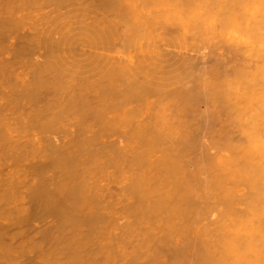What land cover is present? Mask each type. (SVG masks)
<instances>
[{
	"label": "rangeland",
	"instance_id": "1",
	"mask_svg": "<svg viewBox=\"0 0 264 264\" xmlns=\"http://www.w3.org/2000/svg\"><path fill=\"white\" fill-rule=\"evenodd\" d=\"M46 1L48 3L40 8H24L19 12L26 16L24 17L25 25L18 28V33L24 38L34 39L39 47L37 53H41L36 54V56L30 54L20 55L12 65L0 64V196L6 198L0 200V264H142L141 262L151 257L152 259L149 260L152 264L159 257L161 259L163 257V261L166 259L169 262L168 264H174L175 260V262H171L172 259H175L173 258L175 255L172 256L176 252L174 250L179 245H182L183 249L184 247L187 248L185 250L192 249H188L189 245L191 247L188 241L193 239L198 240L195 242H198L200 249L203 248L200 253L201 251L205 253L206 248L204 246L206 245L202 240L205 239L209 242V248L214 251L222 250L223 253H226V250H223V245L230 246L229 244H232L252 259V251L248 249L247 242L250 238L247 233L255 230L258 222L256 223L251 218L252 215L251 217L246 215L249 214L247 211H250V207L245 208L249 206V201L246 200V203L244 202L245 199H240V201L239 198H241L240 195H243L244 198L246 196L248 199L251 198V201L259 199L256 196L257 186H260L259 184L264 185L263 176H261L263 178H255V175H257L255 173L258 172L260 167L264 168V112L262 116H259V113L264 111V0H233L234 3L231 0ZM108 1L111 2L108 6L104 5V7L102 4ZM132 7L134 8L133 12L131 11ZM118 17L124 18L120 20ZM124 20H127V22ZM88 23L106 30L107 35L104 37L111 45L109 43L108 46L105 45L107 41L101 42L105 44L100 45L99 39V42H94L95 47L99 43V46H105L103 48L106 51L98 49L99 46L95 48L88 45L89 48H85L81 45L84 47L83 49L87 50L82 52V48L78 49L79 44H73L76 40L77 42L82 40V37L80 36V38L77 35L80 31H75V29L79 28L80 30L78 26L87 25ZM72 33L78 37L72 36ZM12 35H16V33ZM66 35L68 38H66ZM70 35L72 38H77L75 41H71L70 38L71 45L67 41ZM88 40L85 39L84 41L89 44L90 41ZM86 42L83 44L87 45ZM11 45L10 38L9 40L0 41V59L4 57L7 61L11 57L13 52L10 48ZM78 50L82 52H80L82 55L87 53V61H84L86 60L85 56H82L85 59L82 62L80 61L89 64L88 66L85 63L90 68L87 67V70L89 69L92 72L98 70L96 67V69L94 68L92 63L99 64L102 70L104 68V71L108 68H105L104 64L109 67L112 65L113 71L111 74L114 80L119 79L118 83H123L125 86L126 82L134 83L138 80L140 94H135L129 86H123V92L121 91L120 95L115 94L116 97H111L114 93L103 94L101 86L98 89L99 84H96L94 89L89 90L84 88L87 84L81 90L84 80L83 74L86 73L83 71L85 68L83 66L86 65H83L81 69L78 68L79 65L73 69L74 63L76 64L81 59ZM99 50L105 51L108 54L107 57ZM96 55L100 58L99 60ZM104 55L106 61L103 60ZM55 56L57 57V59H54L57 61L55 65L59 63L60 65L45 67V60L50 58L52 60ZM70 56L77 62L72 61L73 59ZM76 56H79L80 59H76ZM59 57H62V59ZM63 57L64 59L69 57V60L70 58L72 60L68 64V60H63ZM90 58L93 60H90ZM108 59H110L109 64L106 63ZM55 61L52 60V63H55ZM59 61H66L67 64L62 66L63 62ZM98 61L103 62L101 64ZM70 62L71 67H69L73 69L72 72L78 69V71L82 70L84 73L82 72L83 74H80V76L79 72L72 74L68 72L70 76H63L62 73L64 72L68 74L65 70L69 69L66 66L70 65ZM99 65L97 66L100 67ZM61 67L64 69L62 68V70ZM52 68L57 73L60 70L63 72L57 74ZM129 68H132L133 71ZM86 69L85 71H87ZM123 69H127V71L122 72ZM96 73H101V71ZM96 73L94 78L97 77L98 79H95L97 81L101 75L97 76ZM89 74L94 75L93 73ZM127 74L135 76L136 79L132 80L131 76ZM84 75L86 76V74ZM86 77L89 78V76ZM90 78L87 82L89 80L93 81ZM121 78L127 81L123 82ZM62 80L69 83L65 85ZM93 82L91 83L94 87L95 82ZM107 82L103 81V84H108ZM56 83L59 85L61 83V85H56ZM74 83H78L77 86H73ZM97 83L99 82L97 81ZM145 87H150V90L145 92ZM142 89L143 92H141ZM212 90L217 91V93ZM34 91H38V95L33 98L31 93ZM194 92L195 94L198 93L196 98L198 97L199 101L197 100V103L191 104L192 102L187 101V96L188 93L194 94ZM208 93H213V97L216 98L215 102L218 108L215 110L218 113L217 116H213V112H210L214 108L211 107L210 101L207 99L211 98V96L207 97ZM81 95L84 99L79 100L78 105L73 107L68 105L69 100L78 98ZM101 95L103 100L106 101L102 105H100ZM205 97L207 98L205 99ZM180 102H186L187 104ZM176 103L180 104L177 105ZM229 105L237 106L230 111L227 110ZM102 106L105 107V111L101 116H97L94 109ZM180 106L185 107L181 108ZM180 111H184V114ZM177 112H180V115ZM205 112L210 114L211 117ZM160 115L165 116L170 121L168 122L170 128L166 129L169 132H167L169 139L155 142L157 147L154 146L156 149L152 150L153 153L150 152L151 156H147L148 163L156 164L159 162L164 153L162 151H166L169 147L174 159L177 158L176 153L181 152V156L178 157L177 161L179 160L184 166H181L186 170L181 168L184 173H188V177L186 173L184 174L187 179L190 180L195 177L192 176L194 170L190 172L194 169L193 166L196 165L195 170L198 169L197 171H199L195 172L199 178L196 175L195 178L191 179L194 183L197 182L199 193L195 190L196 186L191 190L200 195L195 198V207L198 213H194L195 216L194 214L189 215L187 219L189 220L192 217V223L189 220L187 224H190H186L187 227L190 226L186 230L189 232L188 235L185 228L184 230H174L170 236H166L165 234H168L167 229L171 227L166 224L168 222L166 217L160 214L161 217L157 216L156 218L152 214L153 218L148 213L147 217L144 214L140 216L138 212L135 213L134 211L139 208L136 205L141 208L139 197L134 191L138 187H132L136 182L135 179L138 177L144 179V185L139 187L144 189L148 185V179L151 181V177L148 178V175H151L150 170L154 169V172L157 169L159 170L155 174L151 171L155 178L156 173L158 176L161 175L159 168L162 166L155 165L153 166L155 168L152 167L153 169H151L146 164L140 167L136 164V160L135 164L133 163L135 161L131 162V156H134L137 151L139 152L143 146L144 148L147 147L148 144H145L140 138V131L152 120L161 121ZM239 120L240 122H237ZM49 123L52 125L51 127ZM44 125L49 126L51 131L49 128L44 130L46 128ZM65 129L70 132L63 133ZM54 130L60 133L57 135ZM193 133L196 137L195 145L191 143V145H188L185 142L194 137ZM180 135L183 137H181L182 139L179 137ZM170 137L174 139L171 140ZM178 141L181 151L174 149ZM123 145L125 148L122 149ZM175 147L179 149L177 146ZM120 148L123 150H121L123 154L120 152ZM69 157L78 158V160L75 159V163H71L72 165L75 164V169L70 168V170L74 173H78L77 170H79L81 175L76 174V176L78 175V181L75 179V183H84L83 186L86 188L82 190L80 187L81 197H78V200L75 201L80 215L75 210H72L73 214H71L70 208L74 206L71 197L67 194V190L57 187L60 178L66 179L65 176L72 173L67 169V165L70 163L63 165L65 167L61 163L60 167L57 163L62 158ZM71 164L69 167L72 166ZM179 165L181 164L179 163ZM60 168H64V171L67 169L69 173L65 175L63 171L65 176L61 177L63 173ZM57 172H59L57 175H61L60 178L56 175ZM200 173L205 175L206 178L200 177ZM222 175L223 177H221ZM76 176L70 178L74 180L73 178H76ZM249 176L255 179L254 182L259 183L256 184L257 186L255 185L256 187L254 182L251 181L250 183L251 179L247 178ZM153 177L152 179L155 181L156 178ZM217 177H219V180L223 178L220 180L225 185L222 186L223 189H230L232 193L234 192L237 195L235 197L237 200L233 199L234 193L233 195L231 193L233 197L230 194L228 196L223 195L224 198H228L227 202L233 199L229 207L231 210L227 209L229 205H225V199L223 198L224 201L222 199L228 214L225 213V207L220 200L221 196L219 195L220 198L218 199V195L211 194V192L216 193L218 191L223 194V190L219 188L221 183H218V185L216 183ZM196 178L204 180L198 181ZM69 180L66 179L64 182L68 181L70 183ZM60 182L59 184H61ZM207 182H214L212 184L214 187H205ZM191 183L189 185H193ZM70 184L68 185L71 186ZM68 185L66 187V184H64L66 188H69ZM251 187L253 191H256L252 192L254 195L251 193ZM214 188H217L218 191ZM262 188L264 190L263 186ZM36 189L40 191L38 196L34 195ZM205 190H210V194ZM261 192L263 191L261 190ZM204 194L206 196L211 195L208 196L210 199L205 200L208 197H205ZM263 194L261 193L260 199H262ZM262 201H264V197ZM216 202L219 206L218 204L215 205ZM200 203L201 206L198 207ZM210 203H215L214 205L217 208L214 205L211 206ZM260 204L262 205L264 202H260ZM51 207L55 211L51 210ZM214 207L218 210V213L224 209L225 212L222 211V213H224L225 218L222 217L221 219L217 213L218 216L215 217L220 219L218 221L217 218H214V220L212 218L216 214V210H213ZM211 208L213 212L211 217L208 218L207 216L211 214L209 213ZM140 210H144V207L142 206ZM66 212L68 213L66 214ZM252 213L254 212L251 211ZM76 214L80 218H77ZM154 214L156 215V212ZM254 215L256 214L254 213ZM196 216H198V220ZM245 216L250 219L242 222ZM260 217L258 216V218ZM162 218H166L167 222ZM238 219L241 222H238ZM169 222V224L179 228V224H181V227L183 226L182 222L178 224L177 220L174 219L169 220ZM172 222H175V224ZM191 225L193 226L192 230ZM228 230L230 231L228 232ZM149 231L162 237L160 244L164 246L166 251L160 250L163 248L160 247L159 249V246L156 247L159 252H166V255L160 256L162 253L160 252V254L154 245L153 250L155 252L151 251L154 256L147 254L145 258L144 255H141L143 258H138L140 256L138 251H141V253L143 250L145 251L147 246H145V241H147L145 238L150 236V234L147 235ZM225 232L228 234L226 238L224 237ZM152 235L157 237L154 234ZM255 238L257 244V241H259L258 235L253 233L254 248ZM185 242L189 245H185ZM200 242L204 246H201ZM158 243L159 241L156 244ZM260 243H258L259 247L258 244L256 245L258 248H260ZM196 246L193 247L196 248ZM189 251L188 253H192ZM151 252L150 254H152ZM196 253L200 258V254ZM223 253L219 252L217 255ZM137 254L139 255L137 256ZM156 255L158 259H156ZM202 255L201 253V257ZM223 255L229 258L226 254ZM176 256L178 257V254ZM206 256L205 262L208 261V264H210L209 256ZM194 258L192 259L194 261L190 259L189 263H198L199 258ZM232 258L230 259L232 260ZM183 260L185 259L183 258ZM200 260L202 261V258ZM158 261L155 262L159 264ZM166 261L164 263L167 264ZM201 261L199 263L203 264L204 260Z\"/></svg>",
	"mask_w": 264,
	"mask_h": 264
},
{
	"label": "bare ground",
	"instance_id": "2",
	"mask_svg": "<svg viewBox=\"0 0 264 264\" xmlns=\"http://www.w3.org/2000/svg\"><path fill=\"white\" fill-rule=\"evenodd\" d=\"M102 1H106V0H102ZM193 1V0H192ZM215 1V0H214ZM217 1V0H216ZM228 1V0H227ZM232 2H233V0H231ZM111 2V1H110ZM109 1L108 2H106L105 4H102L103 6L104 5H107L108 6V4L110 3ZM112 2H113V0H112ZM117 2V1H116ZM116 2H115V4H116ZM48 3V1H46V0H0V41L2 40V41H4V40H6V39H8L9 40V38L11 39V42H12V45H11V49L13 50V52H12V55H11V57L7 60V61H5V58L3 57V58H1L0 59V64L2 63V64H4V65H6V64H9V65H12L13 64V62H15L16 60H18V58L20 57V55H23V54H30L31 56H36V54H40L41 52H38L37 53V50H38V45H37V42H35V40L34 39H27V38H24L23 36H21L18 32V28H21L22 26H24L25 25V19H24V17L26 16V15H24V14H20L19 12L22 10V9H24V8H40V7H42V6H44V5H46ZM103 3V2H102ZM218 3H220V2H218ZM234 3V2H233ZM235 3H236V1H235ZM114 4V3H113ZM114 4V5H115ZM79 6V5H78ZM82 6V5H81ZM111 6V5H110ZM117 6V5H116ZM116 6H114V7H116ZM221 6V5H220ZM224 6V5H223ZM105 7V6H104ZM120 7V6H119ZM234 7V6H233ZM80 8V7H79ZM78 8V9H79ZM122 8V7H121ZM123 8H125V9H127L126 7H123ZM214 8V7H213ZM224 8H227V7H224ZM118 9V8H117ZM233 9V8H232ZM124 10V9H123ZM133 10H134V8L132 7L131 8V11L133 12ZM212 10V9H211ZM214 10V9H213ZM117 11V10H116ZM126 11V10H125ZM124 11V12H125ZM19 13V14H18ZM117 13V12H116ZM119 13V12H118ZM127 15H128V12L126 13ZM28 17V16H27ZM122 17V16H121ZM29 18V17H28ZM105 18H107V17H105ZM118 18H120V17H118ZM124 18V17H123ZM123 18H120V20L121 19H123ZM110 19V18H109ZM99 20V19H98ZM106 20V19H105ZM129 20H131V19H129ZM103 21V20H102ZM125 22H127V20H124ZM96 22V21H95ZM98 22H100V21H98ZM111 22V21H110ZM113 22H114V20H113ZM119 22V21H118ZM122 22V21H121ZM124 23V22H123ZM110 24V23H109ZM115 24H116V22H115ZM118 24V23H117ZM121 24V23H120ZM81 25V24H80ZM113 25V24H112ZM100 26H102V25H100ZM107 26V25H106ZM109 26V25H108ZM78 27H80V30H79V28L78 29H75V31H80L77 35L80 37H82V40H79L78 42H77V40H76V42H72L73 44H75V43H77V44H79V46L80 47H78V49L80 50V48H82L81 49V51L82 52H84L83 50H86V49H83L84 47L85 48H87L88 47V45L89 46H93V47H95V43H97V42H99L100 41V45H104L105 43H101V42H106L107 41V38L106 37H104V36H106L107 35V33H106V30L105 29H100L99 27H97L96 25H94V24H92V23H88L87 25L86 24H84V25H82V26H78ZM77 28V27H76ZM13 33H16V35H12ZM83 36H82V35ZM85 34V35H84ZM72 36H77L76 34H74V33H72L71 34ZM70 35V37H69V40H67L68 41V43L70 44L71 43V41H75V39H77V38H75V37H73L74 38V40H72L73 38H72V36ZM67 36V35H66ZM77 36V37H78ZM87 36H89V37H87ZM80 37V38H81ZM102 37H104L103 39H102ZM66 38H68V36L66 37ZM70 38H71V41H70ZM83 38H84V40L86 39V40H88L89 38V40L88 41H90V43L92 44H88L86 41H84L83 40ZM79 39V38H78ZM98 39H99V41H98ZM102 39V40H101ZM170 39H172V38H170ZM92 40H94L93 42H92ZM97 40V41H96ZM178 40V39H177ZM70 41V42H69ZM81 41V42H80ZM86 42V44L87 45H84L83 43H85ZM95 42V43H94ZM168 42H169V40H168ZM108 41L106 42V44L105 45H107L108 46ZM166 43V42H165ZM76 44V45H77ZM110 44V43H109ZM182 44V43H181ZM71 45V44H70ZM84 46V47H82V46ZM111 45V44H110ZM177 45V44H176ZM97 46H99V43L97 44ZM96 46V47H97ZM95 47V48H96ZM102 46H99V48L98 49H103V50H105L106 51V49H104L105 48V46H103L102 48H101ZM66 48H70V47H66ZM89 48V47H88ZM90 48H92V47H90ZM72 49V48H71ZM108 49V48H107ZM68 50H70V49H68ZM78 50V51H79ZM96 50V49H95ZM95 50H94V53H95ZM81 51H79L78 53H80ZM87 51V50H86ZM89 51H90V49H89ZM93 51V50H92ZM99 51H101V50H99ZM105 51H101V52H103L104 54H106V57H107V53H105ZM81 52V53H82ZM109 52V51H108ZM80 53V54H81ZM102 53V54H103ZM113 53V52H112ZM84 54V53H83ZM93 54V53H92ZM101 54V55H102ZM116 54V53H115ZM50 56V55H49ZM53 56V55H52ZM51 56V57H52ZM82 56H87V53H85L84 55H82L81 54V59H80V57L79 56H76L75 58L76 59H80L78 62L75 60V59H73L72 58V56H70L71 58H70V60H72V61H74V62H77L76 64L74 63V62H72V63H74V67H73V65H72V67H73V69H75V67H77L78 65L80 66H78V68H83V67H85L84 68V72H86V73H84L82 70H79L78 71V69L76 70V71H73L72 72V70L73 69H71L70 67H71V62H70V65H68V66H66L67 68H69L68 70H65L66 71V73H70V74H72V73H78L79 72V75L81 74H86V76H89V78L90 79H93V81L95 82H93V81H91V80H89L88 82H87V80L89 79V78H87L84 74H83V77H84V80H86V81H84L83 80V82H82V88H81V90L82 89H87V90H89V89H94L95 87H96V84H99L98 85V89H100L101 88V90L103 91L102 93L104 94H106V95H109V94H113L111 97H116V95H120V93H121V91H122V88H123V86H125L123 83H118V81H119V79H116V80H114V78H113V76H112V71H113V69H112V65H111V67H109L108 65H106V64H104L105 65V68L106 67H108V68H106L105 69V71H104V68H103V70L101 69V66L99 65V64H95V63H92V65H94V68L96 67L98 70H100L101 71V73L103 72V73H105V75H103V73L101 74V73H96V72H100V71H95V70H93V71H95V72H92L91 70L89 71V64L87 63V62H85V63H87V65L84 63H81L82 62V60H84L85 58L84 57H82ZM88 56H89V52H88ZM98 56H99V54H98ZM103 56V55H102ZM110 56V55H109ZM56 57V56H55ZM55 57H53V61H55L54 59H57V57L55 58ZM92 57V56H91ZM46 58V57H45ZM60 58V57H59ZM95 58V57H94ZM96 58L99 60L100 58H98L97 57V55H96ZM95 58V60H97ZM60 59H62V57L60 58ZM48 60H51V58L50 59H48ZM48 60H45V63L44 64H46V65H44L45 67H50V66H54V67H56L57 65H60V63L59 64H57V65H55L56 64V62L57 61H55V63L53 62L52 63V60L51 61H48ZM63 60H68V64H69V57L68 58H66V59H64V57H63ZM89 60V59H88ZM90 60H93V59H91L90 58ZM103 60H105V55H104V58H103ZM109 60L110 59H108V61L106 62V63H108L109 64ZM46 61H48L47 63H46ZM81 61V62H80ZM84 61H87V57H86V60H84ZM106 61V60H105ZM44 62V61H43ZM59 62H61V61H59ZM63 62V65L62 66H64V65H66L67 63H66V61L64 62V61H62ZM61 62V63H62ZM90 62V61H89ZM93 62V61H92ZM99 62V61H98ZM103 62V61H102ZM102 62L100 61L99 63H101L102 64ZM80 63H81V65H80ZM97 63V62H96ZM105 63V62H104ZM83 65H86V66H83ZM97 65H99L100 67H98ZM70 66V67H69ZM83 66V67H82ZM89 68L88 70L86 69V68ZM127 67V66H126ZM59 68H60V66H59ZM63 67H61V69H62ZM94 68H92V69H94ZM95 68V69H96ZM53 69V68H52ZM64 69V68H63ZM62 69V70H63ZM85 69L87 70V71H85ZM129 69H132V68H129ZM48 70H50V71H52L51 69H48ZM54 70V69H53ZM62 70H60L59 71V73H57V71L56 70H54L57 74H60V72L62 71ZM71 70V71H70ZM106 71H108V72H106ZM118 71V70H117ZM123 71H127V69H123L122 70V72ZM130 71V70H129ZM131 71H133V69L131 70ZM172 71V70H171ZM180 71H182V70H180ZM63 72V71H62ZM61 72V73H62ZM83 72V73H82ZM93 73L94 75L92 76V75H90L89 73ZM137 72V71H136ZM69 73L68 74H65V72L64 73H62L63 74V76H67V75H69ZM95 73L97 74V76L98 75H101L100 77H99V80H97L99 83H97V81L95 80V79H98L97 77L96 78H94L95 77ZM121 73V72H120ZM126 73V72H125ZM129 73H131V72H129ZM138 73V72H137ZM62 74H61V76H62ZM65 74V75H64ZM108 74V75H107ZM114 75H115V73H113ZM117 74H119V73H117ZM122 74V73H121ZM139 74V73H138ZM167 74V73H166ZM171 74V73H170ZM180 74V73H179ZM80 75V76H81ZM125 75V74H124ZM128 75V74H127ZM126 75V76H127ZM168 75V74H167ZM70 76V75H69ZM68 76V77H69ZM128 76H131V79L132 80H135L136 79V77L135 76H133V75H128ZM133 76V77H132ZM169 76V75H168ZM176 76V75H175ZM82 77V78H83ZM104 77H106V78H104ZM120 77V76H119ZM125 77V76H124ZM142 77H143V75H142ZM163 77H165V76H163ZM179 78V77H178ZM100 79H101V82H100ZM103 79H106V80H103ZM159 79V78H158ZM176 79V78H175ZM60 80V79H59ZM121 80L123 81V82H126L127 80L126 79H123V78H121ZM177 80V79H176ZM61 81V80H60ZM63 81V80H62ZM103 81H105V83L107 82L108 84H103ZM68 82V81H67ZM86 82V83H85ZM91 82H93L94 83V87H93V85H92V83ZM172 82V81H171ZM63 83L65 84V85H67L68 83H66V81L64 82L63 81ZM84 83V84H83ZM100 83H101V85H100ZM156 83V82H155ZM154 83V84H155ZM158 83V82H157ZM206 83H208V82H206ZM213 83V82H212ZM58 83H56V85H57ZM77 84L78 83H74L73 84V86H77ZM88 84V85H87ZM140 83H139V81L138 80H136L134 83L133 82H126V86L125 87H127V86H129V88L131 89V91H133V92H135V94L137 93H139L140 94V90H139V85ZM159 84H160V82H159ZM210 84V83H209ZM55 85V86H56ZM59 85V84H58ZM60 85H61V83H60ZM59 85V86H60ZM84 85H87V86H85L84 87ZM102 85H104V86H102ZM147 85V84H146ZM58 86V87H59ZM101 86V87H100ZM135 86V87H134ZM143 86V85H142ZM199 86V85H198ZM204 86V85H203ZM214 86V85H213ZM64 87H66V86H64ZM84 87V88H83ZM87 87V88H86ZM100 87V88H99ZM107 88V89H104V88ZM196 87H197V85H196ZM216 87V86H215ZM69 88V87H68ZM153 88V87H152ZM194 88V87H193ZM198 88V87H197ZM210 88V86L208 87V89ZM212 88V87H211ZM108 89H109V91H108ZM130 89H129V91H130ZM213 89H217V88H213ZM104 90H106V91H104ZM128 90V89H127ZM144 90H145V92L146 91H148V90H150V87H145L144 88ZM184 90V89H183ZM188 90V89H187ZM187 90H186V92H187ZM203 90V89H202ZM206 90V89H205ZM177 91V90H176ZM201 91V90H200ZM204 91V90H203ZM210 91V90H209ZM213 91V90H212ZM101 92V91H100ZM123 92V91H122ZM141 92H143V89L141 90ZM196 92V91H195ZM195 92H194V94L193 93H188V96H187V101L188 102H192L191 104H193V103H197L196 101L198 100L197 98H196V96L198 95V93L197 94H195ZM213 92H215V90L213 91ZM226 92H227V90H226ZM231 92V91H230ZM179 93V92H178ZM177 93V94H178ZM182 93H184L183 91H182ZM203 95L205 94V93H203V92H201ZM215 93H217V91L215 92ZM228 93H229V91H228ZM116 94V95H115ZM179 94H181V93H179ZM187 94V93H186ZM213 93H211V94H207V97L208 96H211V98L209 99V98H207V97H205V99L207 98L208 99V101H210V104H211V107L212 108H214L213 110L211 109V111L210 112H213L212 114H213V116H217V114L218 113H216V110L215 109H217L218 108V105L216 104V98L215 97H213V95H212ZM31 95H32V97L34 98V97H36L37 95H38V91L36 92V91H34V92H32L31 93ZM143 95V94H142ZM185 95V94H184ZM206 95V94H205ZM215 95V94H214ZM138 96V95H137ZM218 96V95H217ZM226 96V95H225ZM122 97V96H121ZM134 97V96H133ZM181 97V96H180ZM221 97V96H220ZM227 97V96H226ZM127 98H129L128 96H127ZM228 98V97H227ZM84 99V97L81 95V96H79L78 98H73V99H71V100H69V102H68V105L69 106H75V105H78L77 103L79 102V100H83ZM125 99V98H124ZM203 99V98H202ZM218 99V98H217ZM229 99V98H228ZM126 100V99H125ZM223 100V99H222ZM199 101V100H198ZM227 101V100H226ZM101 103H100V105H102L104 102H106L105 100H103V97H102V95H101V101H100ZM126 102V101H125ZM207 102V101H206ZM114 103V102H113ZM180 103H182V102H180ZM180 103H178V104H180ZM184 103V102H183ZM182 103V104H183ZM186 103V102H185ZM184 103V104H185ZM201 103V102H200ZM218 103V102H217ZM115 104V103H114ZM177 104V103H176ZM177 104V105H178ZM187 104V103H186ZM107 105V104H106ZM197 105V104H196ZM201 105V104H200ZM204 105V104H203ZM192 106H194V105H192ZM191 106V107H192ZM197 106H199V105H197ZM235 106H237V105H232V106H230L229 105V107H227V110H230V111H232V110H234V108H235ZM119 107V106H118ZM181 107V106H180ZM185 106H183V107H181V108H184ZM207 108V107H206ZM209 108V107H208ZM186 109H188V108H186ZM192 109H194V108H192ZM199 109L201 110V108L199 107ZM262 109V108H261ZM95 110V114L97 115V116H101L102 114H103V112L105 111V107L104 106H102V107H98V108H95L94 109ZM197 110V109H196ZM200 110H198L199 112H200ZM202 110H204V109H202ZM178 111V110H177ZM181 111H182V109H181ZM180 111V112H181ZM187 111V110H186ZM190 111V110H189ZM180 112H177V114L178 115H180ZM184 112V111H183ZM183 112H181V113H183ZM191 112V111H190ZM196 111L194 110V113H195ZM202 112V111H201ZM218 112V111H217ZM263 112L264 111H261L260 113H259V116H262V114H263ZM206 113V112H205ZM184 114V113H183ZM207 114V113H206ZM205 114V115H206ZM182 115V114H181ZM194 115V114H193ZM193 115H191V116H193ZM208 116H210L211 117V115L210 114H207ZM221 115H222V111H221ZM184 116V115H183ZM160 117H161V121H156V120H152V121H150V123H148V125H146L145 127H143V129L140 131V138L142 139V141L146 144H148L147 145V147H145L144 148V146H143V148H141L140 150H139V152L137 151V153H135V155L133 156H131V162H133V161H137V163H136V161L135 162H133L134 164L136 163V164H138L140 167L141 166H144V165H146V164H148L149 166H150V168L151 169H153V168H155V167H153V166H155V165H161L162 167H158L159 169H160V171H161V175L160 176H158V172H159V170L157 169V166H156V171L155 172H157L156 173V179L153 177L154 175H152V173L153 174H155V172H154V169L153 170H150V174L151 175H148L147 177L148 178H150L151 177V181H149V179H148V185H146L145 187L146 188H139V187H141V185H144V179H142L141 177L139 178H136L135 179V183H134V185L132 186V187H134V188H137L136 190H134L135 191V193L138 195V197H139V205H141V208H142V206L144 207V210H140L141 208H140V206H138V205H136L137 207H139L138 209H136V210H134L135 211V213H139L140 214V216H141V214H144L146 217H147V215L148 214H150L152 217H153V215L157 218V216H159V217H161V215H163L164 217H166L167 218V221L169 222V220L171 221L172 219H174L175 221L177 220V223L179 224L180 222H182V227H181V224H179V226H180V228L179 227H177V226H173L172 224H169V223H171V222H167L166 221V218L164 219V218H162L164 221H166L165 223L167 224V225H169V227H170V229H167V227H166V229L168 230V234H165L166 236H170L171 235V233H172V231H176L177 229H180V230H184L185 228V231L188 229V228H190V226L189 227H187L186 226V224H187V221L189 222V220H191V222L190 223H192V217L189 219V220H187L188 218H189V215H193L194 213H198L196 210V199L195 198H198V196L200 195H198V184H196V183H194V181H192L191 179L192 178H195L196 177V175H197V173H195L198 169H196L195 170V167H196V165H195V167L193 166V168L194 169H192V171H190V172H193V170H194V174L192 175V176H195V177H192L190 180L189 179H187L186 178V176H187V174L188 173H186V176L184 175L185 173H184V166L182 165V163L178 160L177 161V159H179L178 157L179 156H181V152H177L176 154H177V158L175 157V159L173 158V156L171 155V153L172 152H170V148L168 147V149L166 150V151H162V156H161V159L159 160V162H157L156 164H153V163H148V161H147V156H151V151L153 150V149H156V147H157V145L155 144V142H157V141H161L162 139H169V132L166 130V129H168V128H170V125L168 124V122H170L165 116H161L160 115ZM190 117V116H189ZM203 117V116H202ZM222 117V116H221ZM182 118V117H181ZM225 118H227V117H225ZM228 119V118H227ZM240 119V118H239ZM200 120V119H199ZM212 120V119H211ZM218 120V119H217ZM236 120V119H235ZM238 120V119H237ZM204 121H206L205 119H204ZM52 122V121H51ZM207 122V121H206ZM210 122V121H209ZM237 122H240V120L239 121H237ZM47 124V123H46ZM182 124V123H181ZM205 124H207V123H205ZM52 125H53V122H52ZM52 125H50V123H49V126L51 127ZM47 125H44V127H46ZM46 127V128H44V130H46V129H48L49 128V130H50V127ZM211 126V125H210ZM264 127V126H263ZM262 129V128H261ZM264 129V128H263ZM53 130V129H52ZM60 130H62V129H60ZM51 131V130H50ZM173 131V130H172ZM54 132H56V134L58 135L60 132H58L57 133V131H55L54 130ZM70 131H68V130H63V133H65V134H67V133H69ZM168 132V133H167ZM187 133V132H186ZM55 134V135H56ZM170 134H171V132H170ZM142 135V136H141ZM172 135V134H171ZM189 135H191V134H189ZM187 136V135H186ZM186 136H184V137H186ZM193 136L194 137H192V139H190L188 142H185V140H184V142L185 143H187L188 145H195V140H196V137H195V134L193 133ZM172 137H173V135H172ZM180 138L182 137L181 135L179 136ZM183 138V137H182ZM181 138V139H182ZM187 138V137H186ZM166 139V140H167ZM170 139H171V137H170ZM172 139H174V138H172ZM171 139V140H172ZM194 139V140H193ZM163 141V140H162ZM161 141V142H162ZM182 141V140H181ZM193 141V142H192ZM158 142V143H159ZM166 142V141H165ZM167 142H169V141H167ZM209 142V141H208ZM143 143V144H144ZM171 143V142H170ZM191 143V144H190ZM178 144H179V147H178ZM204 144H205V142H204ZM124 145H125V143H124ZM122 146L121 148L123 149V147L125 148V146ZM128 145V144H127ZM206 145V144H205ZM154 146H156L155 148H154ZM168 146V145H167ZM175 146H177V148H179V149H176V147ZM175 146H174V149L175 150H177V151H181V149H180V143H179V141H178V143L177 144H175ZM198 146V145H197ZM171 147H173V146H171ZM204 147V146H203ZM208 147V146H207ZM210 147V146H209ZM115 148H116V146H115ZM120 148V152H121V149ZM182 148V147H181ZM192 148V147H191ZM196 148V147H195ZM103 149V148H102ZM184 150H185V148H183ZM195 150V149H194ZM197 150V149H196ZM206 150V149H205ZM213 150H214V148H213ZM123 151V150H122ZM155 151V150H154ZM186 151V150H185ZM199 151V150H198ZM176 152V151H175ZM189 152H190V149H189ZM194 152V151H193ZM200 152V151H199ZM202 152V151H201ZM207 152V151H206ZM100 153V152H99ZM122 153V152H121ZM152 153H153V151H152ZM174 153V152H173ZM188 153V152H187ZM123 154V153H122ZM202 155V154H201ZM200 155V156H201ZM206 155H208L207 153H206ZM185 156V155H184ZM209 156V155H208ZM197 157V156H196ZM203 157V156H202ZM147 158V159H146ZM160 158V157H159ZM158 158V159H159ZM206 158V157H205ZM75 159H77L78 160V158H75L74 157V159L73 158H71V157H69V158H62L61 160H59V162L57 163V164H59L60 165V163H61V165L63 166V165H66V164H68V163H75L74 161H75ZM133 159V160H132ZM200 160H202V159H200ZM206 160V159H205ZM194 161V160H193ZM77 162V161H76ZM152 162V161H151ZM181 164V165H179V163ZM183 162V161H182ZM190 162V161H189ZM197 162H198V160H197ZM78 163V162H77ZM70 164L69 165H67L68 167H67V169L69 170V172H72V173H69L68 172V170L66 169L65 171H64V168L62 169V168H60V170H62V173H63V171H64V173H65V175H67L68 173V176H65L64 175V173L62 174V176L61 175H57L59 172H57L56 173V175L60 178V176L61 177H66V179L67 180H69L70 181V183H71V181H72V183H73V181H74V183L76 182L75 181V179L78 181V175H81V174H79V170H77L78 171V173L76 172V173H74V171H71L70 170V168H74L75 169V164L74 165H72L71 167H69L70 166ZM163 164H165V165H163ZM188 164V163H187ZM195 164H197L198 165V163H196L195 162ZM61 165H60V167H61ZM181 166H183V167H181ZM186 166V165H185ZM63 167H65V166H63ZM146 167V166H145ZM144 167V168H145ZM153 167V168H152ZM149 168V169H150ZM184 169V170H182V169ZM192 168V167H191ZM197 168V167H196ZM263 168V167H262ZM261 167H260V171L258 170V172L257 173H255V174H257V175H255L256 177L255 178H263L264 177V168L262 169ZM143 169V168H142ZM164 169V170H163ZM190 169V168H189ZM146 170V169H145ZM166 170V171H165ZM174 170V171H173ZM176 170V171H175ZM67 171V172H66ZM151 171H153L152 173H151ZM186 171V170H185ZM87 172V171H86ZM162 172H164V173H162ZM176 172H177V174H176ZM182 172V173H181ZM197 172H199V171H197ZM67 173V174H66ZM142 173V172H141ZM175 173V174H174ZM244 173H245V171H244ZM249 173V172H248ZM60 174H61V171H60ZM75 175L76 176V174H78L77 176H76V178H73L74 180H72L71 178L72 177H75V176H72V175ZM179 174V175H178ZM199 174V173H198ZM201 174V173H200ZM224 174H226V173H224ZM242 174V173H241ZM64 175V176H63ZM177 175V176H176ZM202 175V176H201ZM200 175V177H202V178H206V177H204L205 175H203V174H201ZM259 175V176H258ZM141 176V175H140ZM143 176V175H142ZM158 176V177H157ZM189 176V175H188ZM187 176V177H188ZM261 176H263V177H261ZM57 177V178H58ZM71 177V178H70ZM134 177V176H133ZM132 177V178H133ZM152 177L155 179V181L152 179ZM159 177H161V178H159ZM190 177H191V175H190ZM197 177L199 178V176L197 175ZM221 177H223V175L221 176ZM220 177V178H221ZM250 177V176H249ZM249 177H247L249 180H250V183H251V181H252V183L254 182V178H249ZM58 178V179H59ZM157 178H159V179H157ZM198 178H196L198 181L200 180V179H198ZM63 178H60L59 180H58V185H57V187H61V188H63L64 190H67V194L69 195V197H71V199H72V201H73V203H74V206H71V208H70V211L72 212L71 214H73V211L72 210H75L78 214H79V211L77 210V206H76V204H75V201H77L78 200V197H81V190H80V187H81V189L83 190V189H86L83 185H84V183L82 184H79V182H78V184H74L73 183V185H72V183L70 184L68 181H66V182H64L66 179H63ZM196 179H194V180H196ZM208 179V178H207ZM212 179V178H211ZM214 179H216V178H214ZM218 179V180H217ZM217 181H216V183H217V185H218V183H221V185L219 184V186H221V187H219L220 188V190H223L222 192H223V194L222 193H219V192H221V191H218V189L217 188H214V189H216L218 192H216L215 190H214V192H216V193H212L211 192V194H216V195H218V199L220 198V196H221V201H222V199L224 198V196L226 195V196H228L229 194L231 195V193H232V190H230V189H226V188H224L225 189V191H224V189L222 188V186L224 187L225 185H223V181H220L221 179H223V178H221L220 180H219V177H217ZM264 179V178H263ZM79 180H80V178H79ZM157 180H159V181H157ZM190 181V182H192L193 183V185H189L190 184V182H188V181ZM202 180V179H201ZM200 180V181H201ZM204 180V179H203ZM202 180V181H203ZM249 180H248V182H249ZM261 180V179H260ZM61 181V182H60ZM64 183H63V182ZM134 181V180H133ZM155 183H154V182ZM210 181V180H209ZM208 181V182H209ZM219 181V182H218ZM59 182L61 183V184H59ZM68 182V183H67ZM151 184H150V183ZM207 182V183H208ZM215 182V181H214ZM213 182V183H214ZM263 182V181H262ZM139 183V184H138ZM191 183V184H192ZM206 183V184H207ZM212 182L211 183H208L207 185L205 184V187H210V186H212V187H214V185H212L213 184ZM255 184H254V186L257 184H259V183H257L256 181L254 182ZM264 183V182H263ZM64 184H66V187H67V185L68 184H70L71 186H69V188H66L65 186H64ZM210 184V185H209ZM59 185H61V186H59ZM216 185V184H215ZM256 185V186H257ZM260 186H257V193H256V196H258V198L259 199H255L252 195H254L253 193L254 192H256V191H253L252 189V187H251V189L250 190H252L251 191V193H252V195H250L251 197H253L254 199V201H251V198H249L248 199V197L246 196V198H244V196L243 195H240L241 196V198H239V200L240 199H245V201L244 202H246V200H248L249 201V206H246L245 208L246 209H248L247 207H250L249 209H250V211H247V213L249 212V214H246V215H248V216H250L251 217V215L253 216V217H251L252 219H254L255 221H256V226H255V230H251L252 232H250V233H247V235H248V237L250 238L249 240H248V249L249 250H251L252 251V259L248 256L247 257V255H246V253L244 254V253H242L241 251H239V249H237V247H234V246H232V244H229L230 246H227V245H223V250H226V253H223L222 252V250H217V251H214V250H212V249H210L209 247H210V245H209V242L207 241V240H205V239H200L206 246H204V244H202L201 242H200V245L202 246H204L205 248H206V250H205V253L204 252H202L201 251V253L204 255H202V257H201V253H200V250L202 249L203 250V248H199L198 247V242L196 243L195 241H198V240H195V239H193L194 240V242H193V240H190V241H188V243L189 244H191V247H190V245L188 244V243H186L185 245H189V247H188V249L189 248H194L193 250L192 249H189V250H191V251H189V250H185V249H187V248H185L184 247V249H183V247H182V245H179V247L178 248H180V249H175L174 251H176L175 252V254L173 253L172 254V256H176L177 254H178V257L176 256H174L173 258H175V259H172V261L171 262H173L174 260L176 261H174L175 263L174 264H180L182 261H184L185 263H181V264H186V262H188V264H193L192 262H190L189 263V261H190V259L192 260L193 259V257H195L194 259H197V258H199V256H197V253L196 252H198L199 254H200V258H202V261L204 260V262L206 261V255H208L209 256V261H210V264H264V228H263V226H264V204H260V202H264V201H262L263 200V197H264V194H263V192H264V190H263V188H262V186L264 187V185H262V184H259ZM262 185V186H261ZM63 186V187H62ZM197 187L195 190L198 192H194L193 190H191V189H193L194 187ZM255 186V187H256ZM82 187H84V188H82ZM129 187V186H128ZM132 187H131V189H132ZM260 187V188H259ZM78 188V189H77ZM204 188V187H203ZM229 188V187H228ZM233 188V187H232ZM262 188V189H261ZM198 189V190H197ZM259 189H261L263 192H261V190H259ZM240 190V189H239ZM207 193L210 191V190H205ZM212 191V190H211ZM235 191H237V190H235ZM83 192V191H82ZM206 192H205V194H206ZM193 193H195L196 194V196L194 197V195L195 194H193ZM226 193V194H225ZM234 193V192H233ZM233 193H232V195H233ZM250 193V192H249ZM261 193L263 194L262 196V199H260V195H261ZM40 194V191L39 190H35V196H38ZM204 194V196L205 197H208V196H211V195H205ZM209 194H210V192H209ZM235 194V193H234ZM259 194V195H258ZM220 195V196H219ZM224 195V196H223ZM231 195V196H232ZM247 195V194H246ZM230 196V197H231ZM234 196V197H233ZM232 197H233V199H235V197L237 196L236 194L235 195H233ZM242 196H243V198H242ZM34 197V196H33ZM202 197V196H201ZM231 197V198H232ZM2 199H6V198H3V197H1L0 196V200H2ZM210 198L208 197V198H206L205 200H209ZM224 199H225V203L223 202L224 201ZM223 199V201H222V204L224 203L225 205H229L228 206V210L230 209L229 207H230V205H231V201H233V199H231L230 201H226V200H228V198L226 199V197ZM214 200V199H213ZM235 200H237V199H235ZM238 200V201H239ZM201 201V200H200ZM241 201V200H240ZM251 201V202H250ZM48 202V201H47ZM198 202V201H197ZM214 202V201H213ZM226 202H227V204H226ZM143 203V204H142ZM207 203H208V201H207ZM229 203V204H228ZM236 203H237V201H236ZM247 203V202H246ZM257 203H259V204H257ZM209 204V203H208ZM211 204V206H213L214 204L213 203H210ZM218 203L216 202V204L215 205H217ZM223 204V205H224ZM199 205L201 206V203L200 204H198V207H199ZM214 205V206H215ZM225 205H224V207H225ZM245 205V204H244ZM247 205V204H246ZM258 205V206H257ZM40 206V205H39ZM205 206V205H204ZM209 206V205H208ZM208 206H206V207H208ZM210 206V207H211ZM218 206H219V204H218ZM263 206V207H262ZM76 207V208H75ZM195 207V209H193ZM205 207V208H206ZM216 207V206H215ZM213 208V210L215 211L216 210V208ZM260 207H262L261 209L258 208ZM201 208V207H200ZM234 208V207H233ZM227 209H226V207H225V210H226V212L224 211V209L222 210V211H224L226 214H228L227 213ZM235 209H236V207H235ZM238 209V208H237ZM256 209H257V211H256ZM51 210H53V211H55L54 210V208H52L51 207ZM138 210V211H137ZM146 210H149V211H152V212H149V211H147L146 212ZM193 210V211H192ZM194 210H195V212H194ZM198 210H199V208H198ZM208 210V209H207ZM213 210H212V208H211V211L209 212V213H211L210 214V216L208 215L207 217L209 218V217H211V215H212V212H213ZM231 210V209H230ZM233 210V209H232ZM201 211V210H200ZM218 210H216L215 211V215L212 217L213 219L214 218H217L216 220H218V219H222V217H224L225 218V216L223 215L224 213H222V211L220 212V213H218L217 212ZM251 211L252 212H254L256 215H254V213H252L251 214ZM259 211V212H258ZM141 212V213H140ZM145 212V213H144ZM156 212V215L154 214ZM192 212V213H191ZM204 212H205V210H204ZM207 212V211H206ZM257 212V213H256ZM68 212H66V214H67ZM148 213V214H147ZM217 213L219 214V216H220V218H218V217H215L216 215H217ZM222 213V215H220ZM153 214V215H152ZM161 214V215H160ZM234 214V213H233ZM241 214H243V213H241ZM260 214V215H259ZM80 215V214H79ZM133 215V214H132ZM232 215V214H231ZM260 217V218H258V216ZM194 216H195V214H194ZM218 216V215H217ZM238 216V215H237ZM248 216H245V218H241L242 219V222H244V221H248L250 218L248 217ZM255 216V217H254ZM256 216H257V219H259V220H257L256 219ZM73 217L74 218H80V216H77V214H76V217H75V215H73ZM149 217V216H148ZM197 217V220L199 219L198 218V216H196ZM200 217V216H199ZM242 217V216H241ZM76 218V219H77ZM150 218V217H149ZM154 218V217H153ZM204 218V217H203ZM248 218V219H247ZM213 219H211V220H213ZM229 219V218H228ZM234 219V218H233ZM236 219V218H235ZM245 219V220H244ZM79 220V219H78ZM182 220V221H181ZM196 220V221H197ZM215 220V219H214ZM230 220V219H229ZM260 220H261V222H260ZM263 220V221H262ZM80 221V220H79ZM207 221V220H206ZM210 221V220H209ZM219 221V220H218ZM233 222H234V220H233ZM236 222V221H235ZM238 222H241V220H239L238 219ZM263 222V223H262ZM172 223H174L175 224V222H172ZM190 223H188L187 225H189ZM241 224V223H240ZM262 224H263V226H262ZM193 225V224H192ZM191 225V230L193 229V226ZM168 227V228H169ZM172 227H174V228H172ZM175 227H176V229H175ZM262 227V228H261ZM173 229V230H172ZM263 229V230H262ZM178 231V230H177ZM189 231H190V229H189ZM198 231V230H197ZM230 230H228V232H229ZM170 232V233H169ZM187 232V235L189 234V232L188 231H186ZM227 232V231H226ZM225 232V238L228 236V234ZM233 232V231H232ZM232 232H230V233H232ZM253 233H256V235H258V239H259V241H257L258 243H260L261 245H260V248H258L259 247V244H258V247L256 246L257 244H256V238H255V248H254V242H253ZM150 234V236H147V235H149ZM152 234H154L155 236H157L156 235V233H152L151 231H149V233H147V237L145 238V240H147V241H145L146 242V244H145V251L147 252H145L144 250L142 251V253H141V251H138V252H140V256H138L139 254H137V256H138V258L140 257V258H143L141 255H144V258H145V255L147 256V254L148 255H150V256H154V252H155V250H153L154 249V245H155V248H156V250L158 249L157 247L159 246V249H160V247L161 248H163V249H160V250H165V248H164V246L163 245H161L160 243H161V240H162V237H159V236H157V237H154ZM151 237V238H150ZM157 240H155L154 238ZM161 238V239H160ZM196 238V237H195ZM224 238V239H225ZM152 239V240H151ZM165 239V238H164ZM151 241H153L154 242V240H155V242L153 243V242H151V244H150V242ZM159 241V243L158 244H156L157 242ZM148 242V243H147ZM194 243V244H193ZM182 244H184V243H182ZM193 244V245H192ZM197 246H196V245ZM115 245V244H114ZM149 245H151V246H149ZM161 245V246H160ZM157 246V247H156ZM163 246V247H162ZM193 246H196V248L195 247H193ZM262 246V247H261ZM110 247V246H109ZM119 247V246H118ZM148 247V248H147ZM257 247V248H256ZM112 248H114V247H112ZM146 248H147V250H146ZM150 248H152V249H150ZM198 248H199V250H198ZM112 250H114V249H112ZM177 250H179L180 252H178ZM181 250H183V251H181ZM197 250V251H196ZM153 253H152V252ZM158 252H159V250H157ZM166 251V250H165ZM188 251L189 252H192L193 253V251H194V253L192 254V253H188ZM207 251V252H206ZM114 252V251H113ZM116 252V251H115ZM114 252V253H115ZM137 252V253H138ZM150 252L152 253V254H150ZM162 254H161V253ZM159 253L161 254L160 256H163V255H166L167 253L166 252H162V251H160ZM219 252H221V253H223V254H226L229 258H227L226 256H224L223 254H218L217 255V253H219ZM228 252V253H227ZM146 253V254H145ZM177 253V254H176ZM181 253V254H180ZM182 253H183V255H182ZM184 253H187V254H184ZM158 256H159V254L158 253H156ZM180 254V255H179ZM191 254V255H190ZM229 254H230V256H229ZM156 255V259H158V256ZM182 255V256H181ZM187 257H186V256ZM72 256H74V255H72ZM181 256V257H180ZM186 260H183V258ZM186 257V258H185ZM190 259H189V258ZM197 257V258H196ZM203 257H205L204 259H203ZM231 257H233L232 258V260L230 259ZM254 257H255V259H254ZM177 258H179L178 260H177ZM200 258H199V260H200ZM149 259H152V257L151 258H149ZM149 259H146V261H143V262H141L142 264H152L151 263V261L149 260ZM153 259L155 260V258L153 257ZM160 259V260H159ZM159 261L158 260H155V261H158L159 262V264H161L162 262L164 263L165 261H166V259H164L165 261H163L162 259H163V257H162V259H161V257H159ZM181 259H182V261H181ZM230 259V260H229ZM148 260V261H147ZM154 260H152V261H154ZM198 260V263H195V264H202V263H199L200 261ZM228 260V261H227ZM150 261V262H149ZM154 261V264H158V263H156ZM161 261V262H160ZM177 261H179V262H177ZM192 261H194V260H192ZM201 261V262H202ZM132 262V261H131ZM167 262V264L169 263L168 261H166ZM203 262V264H208V261L207 262H205L204 263ZM131 264H137V263H131ZM164 264H166V263H164Z\"/></svg>",
	"mask_w": 264,
	"mask_h": 264
}]
</instances>
